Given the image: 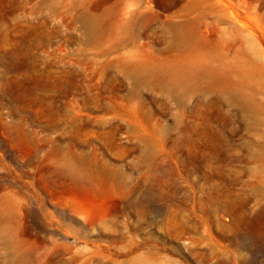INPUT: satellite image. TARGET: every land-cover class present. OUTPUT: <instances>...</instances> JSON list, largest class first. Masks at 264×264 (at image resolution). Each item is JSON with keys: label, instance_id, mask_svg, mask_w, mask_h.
<instances>
[{"label": "rangeland", "instance_id": "obj_1", "mask_svg": "<svg viewBox=\"0 0 264 264\" xmlns=\"http://www.w3.org/2000/svg\"><path fill=\"white\" fill-rule=\"evenodd\" d=\"M0 264H264V0H0Z\"/></svg>", "mask_w": 264, "mask_h": 264}]
</instances>
